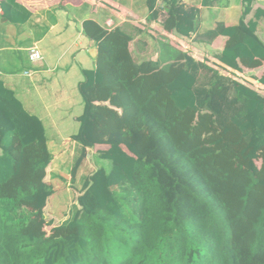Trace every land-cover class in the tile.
<instances>
[{"label": "trees", "instance_id": "16d2710c", "mask_svg": "<svg viewBox=\"0 0 264 264\" xmlns=\"http://www.w3.org/2000/svg\"><path fill=\"white\" fill-rule=\"evenodd\" d=\"M2 1L5 23L29 20L16 0ZM146 1L155 19L157 0ZM161 1L164 30L197 32V9ZM82 32L97 56L77 85L72 181L87 149H108L96 151L71 216L52 226L44 126L0 78V264H264V75L241 72L264 62L258 38L243 21L196 37L226 36L216 59L229 69L167 45L138 64L120 29L88 20Z\"/></svg>", "mask_w": 264, "mask_h": 264}, {"label": "crops", "instance_id": "0c3cea01", "mask_svg": "<svg viewBox=\"0 0 264 264\" xmlns=\"http://www.w3.org/2000/svg\"><path fill=\"white\" fill-rule=\"evenodd\" d=\"M180 1L187 8L197 9L198 13V30L188 37L164 30L163 23L168 15L161 0L156 2L155 19L150 18L146 0H16L31 13L24 25L3 21L2 12L5 11V15L9 6L0 0L3 10L0 11V78L24 109L38 117L44 126L52 155L47 176H50L57 158L53 151L64 153L63 149H55L54 139L66 137L70 140L73 130L79 127L77 118L82 113V102L77 85L82 81L81 70L95 68L97 46L84 36L83 22L91 20L107 31L118 28L129 35L128 49L138 64L157 62L163 45L184 52L175 43L183 45V40L191 47L190 53L196 61L229 68L216 59L225 48L226 36L218 35L210 42L205 37L199 40L196 37L214 30L217 25L234 27L240 21L264 46V0L249 3L244 0H210L209 5H204L205 0ZM30 48L39 50L42 62L29 60ZM24 66L21 72L17 71ZM26 72L31 75H25ZM241 72L248 80L257 82L264 75V62L253 69L242 68ZM70 142L79 150V145ZM98 148L108 149L107 146Z\"/></svg>", "mask_w": 264, "mask_h": 264}, {"label": "rangeland", "instance_id": "374dc122", "mask_svg": "<svg viewBox=\"0 0 264 264\" xmlns=\"http://www.w3.org/2000/svg\"><path fill=\"white\" fill-rule=\"evenodd\" d=\"M1 33L2 29H0V34ZM182 42L184 45H182V48L187 52H191V47L189 46V44H185L183 40ZM175 43L176 45H179L178 42ZM5 68H7V66ZM22 69H25V66L17 71L21 72ZM78 96L79 100L82 102L80 95ZM76 132L77 130H73V134H75ZM54 144H56L54 145L56 146L55 149H63L64 153L58 151L56 152V150L53 151L54 155L57 158L53 163V170L49 173L50 176H47L46 180L53 184L55 192L48 199L47 207L44 210V215L46 221L49 224H52V226H57L67 220L71 216V213L73 212L74 208L77 206L76 199L82 192V186L85 177L90 175L97 168L95 166V153L97 150L100 149L97 147L98 149L94 148L87 150L86 158L84 159L81 167L79 168L75 179L72 181L70 171L76 156H78L79 154L78 150L76 149L75 145L70 142V140H67L66 137H64L63 139L55 138ZM61 156L64 158H60L59 160V157ZM52 226L46 227L44 229L48 235Z\"/></svg>", "mask_w": 264, "mask_h": 264}, {"label": "built area", "instance_id": "2783aa9c", "mask_svg": "<svg viewBox=\"0 0 264 264\" xmlns=\"http://www.w3.org/2000/svg\"><path fill=\"white\" fill-rule=\"evenodd\" d=\"M28 57H29V60L33 63H40L43 61V56L37 48H30L28 50ZM25 75L30 76L31 74L29 72H26ZM259 87L264 90V87H261V86Z\"/></svg>", "mask_w": 264, "mask_h": 264}]
</instances>
